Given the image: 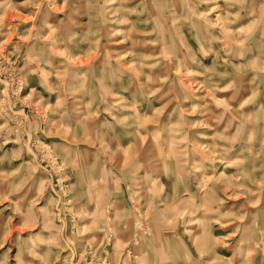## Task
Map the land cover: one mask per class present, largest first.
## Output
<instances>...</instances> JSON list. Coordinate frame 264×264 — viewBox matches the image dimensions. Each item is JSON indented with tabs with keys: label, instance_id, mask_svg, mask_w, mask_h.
Wrapping results in <instances>:
<instances>
[{
	"label": "clouds",
	"instance_id": "9594fccd",
	"mask_svg": "<svg viewBox=\"0 0 264 264\" xmlns=\"http://www.w3.org/2000/svg\"><path fill=\"white\" fill-rule=\"evenodd\" d=\"M0 264H264V0H0Z\"/></svg>",
	"mask_w": 264,
	"mask_h": 264
}]
</instances>
